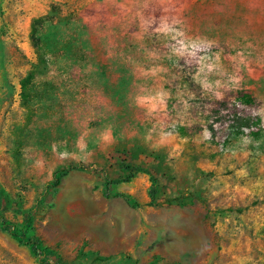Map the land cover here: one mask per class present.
<instances>
[{
	"label": "rangeland",
	"instance_id": "1",
	"mask_svg": "<svg viewBox=\"0 0 264 264\" xmlns=\"http://www.w3.org/2000/svg\"><path fill=\"white\" fill-rule=\"evenodd\" d=\"M0 264H264V0H0Z\"/></svg>",
	"mask_w": 264,
	"mask_h": 264
},
{
	"label": "trees",
	"instance_id": "2",
	"mask_svg": "<svg viewBox=\"0 0 264 264\" xmlns=\"http://www.w3.org/2000/svg\"><path fill=\"white\" fill-rule=\"evenodd\" d=\"M235 99L239 105H243L245 107H251L254 104L253 99L247 93L238 92V95L235 97ZM249 121L252 122L254 127H257L259 124V119L256 116H254V118H252V119L250 118L247 121L242 120V123H240V119H239L236 121L238 123L236 125V130L237 131H243L244 129H249L250 128V126H249L250 122ZM257 131H258V129L256 130V132Z\"/></svg>",
	"mask_w": 264,
	"mask_h": 264
}]
</instances>
